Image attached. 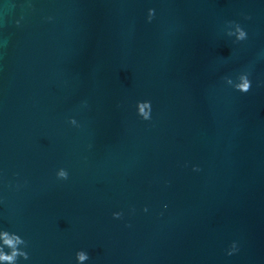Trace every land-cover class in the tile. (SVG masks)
<instances>
[{"label": "water", "instance_id": "obj_1", "mask_svg": "<svg viewBox=\"0 0 264 264\" xmlns=\"http://www.w3.org/2000/svg\"><path fill=\"white\" fill-rule=\"evenodd\" d=\"M0 226L20 264H264V0H0Z\"/></svg>", "mask_w": 264, "mask_h": 264}, {"label": "clouds", "instance_id": "obj_2", "mask_svg": "<svg viewBox=\"0 0 264 264\" xmlns=\"http://www.w3.org/2000/svg\"><path fill=\"white\" fill-rule=\"evenodd\" d=\"M31 7V4H29ZM155 15V9L148 7L146 9L145 19L151 21ZM245 19L249 17L245 14ZM51 19V17H47ZM18 24L19 21L17 20ZM224 25L226 27V35L232 39L233 43L246 41L248 39V32L240 22L236 20H225ZM227 84L239 92H247L251 86V80L247 71H241L235 75V78L224 77ZM135 113L136 115L145 121H148L152 117V105L151 101L147 99L135 101ZM67 123L74 127H79V122L73 116L67 117ZM193 171H199L197 165H192ZM54 176L57 180H66L68 178V171L64 167H57L54 171ZM167 183V182H165ZM167 208V204L163 205ZM142 211L147 212V205L143 206ZM113 218H120L122 216L121 211H113L111 213ZM26 241L15 231H10L5 227L0 226V264H20V261H27L29 259L28 252L25 251ZM239 250L238 242L232 240L228 247L225 249V255L231 256ZM76 264H84L89 260L88 252L84 249H77L74 253Z\"/></svg>", "mask_w": 264, "mask_h": 264}]
</instances>
